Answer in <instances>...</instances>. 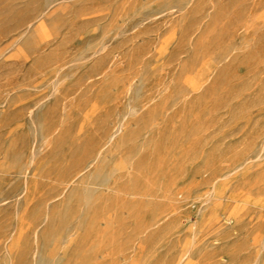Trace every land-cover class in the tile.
I'll return each instance as SVG.
<instances>
[{"label":"rangeland","instance_id":"1","mask_svg":"<svg viewBox=\"0 0 264 264\" xmlns=\"http://www.w3.org/2000/svg\"><path fill=\"white\" fill-rule=\"evenodd\" d=\"M0 264H264V0H0Z\"/></svg>","mask_w":264,"mask_h":264}]
</instances>
